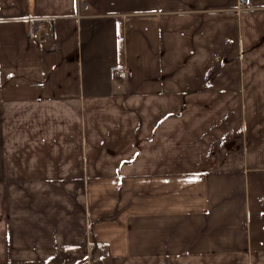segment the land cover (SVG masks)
Segmentation results:
<instances>
[{
	"label": "crops",
	"instance_id": "obj_1",
	"mask_svg": "<svg viewBox=\"0 0 264 264\" xmlns=\"http://www.w3.org/2000/svg\"><path fill=\"white\" fill-rule=\"evenodd\" d=\"M0 264H264V0H0Z\"/></svg>",
	"mask_w": 264,
	"mask_h": 264
},
{
	"label": "built area",
	"instance_id": "obj_2",
	"mask_svg": "<svg viewBox=\"0 0 264 264\" xmlns=\"http://www.w3.org/2000/svg\"><path fill=\"white\" fill-rule=\"evenodd\" d=\"M41 29L43 30L44 27H41ZM33 38H34V39H38L39 36L36 34V35L33 36ZM116 77H117L118 79H125V78L127 77L126 70L119 69L118 72H117V74H116ZM102 252H104V250H103Z\"/></svg>",
	"mask_w": 264,
	"mask_h": 264
},
{
	"label": "trees",
	"instance_id": "obj_3",
	"mask_svg": "<svg viewBox=\"0 0 264 264\" xmlns=\"http://www.w3.org/2000/svg\"><path fill=\"white\" fill-rule=\"evenodd\" d=\"M91 259H95L96 257H97V254H96V252H97V247L95 246V245H92L91 246Z\"/></svg>",
	"mask_w": 264,
	"mask_h": 264
}]
</instances>
